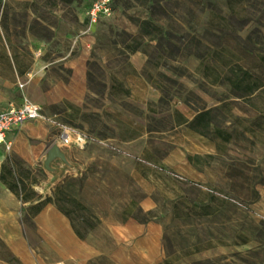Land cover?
Segmentation results:
<instances>
[{"label":"rangeland","instance_id":"374dc122","mask_svg":"<svg viewBox=\"0 0 264 264\" xmlns=\"http://www.w3.org/2000/svg\"><path fill=\"white\" fill-rule=\"evenodd\" d=\"M101 1L0 0V47L55 61L66 83L64 60L87 71L66 89L81 105L46 110L48 145L84 139L62 145L66 161L0 149V264H264V89L241 96L264 83V0H110L92 15ZM208 109L210 126L191 128ZM61 184L85 240L31 208Z\"/></svg>","mask_w":264,"mask_h":264},{"label":"crops","instance_id":"0c3cea01","mask_svg":"<svg viewBox=\"0 0 264 264\" xmlns=\"http://www.w3.org/2000/svg\"><path fill=\"white\" fill-rule=\"evenodd\" d=\"M75 60L72 58L64 60L65 67L71 69L73 73L69 83H66L53 76L49 77L55 61L46 62L42 54L38 56L36 53L33 56L20 48L0 47V110L11 105L19 106L27 100L39 104L42 108V118L26 122L8 135V139L12 142L10 151L21 156L30 164H35L38 159L47 154L48 149L52 146L48 143H54L55 140L53 128L46 121V110L51 105L63 100H67L73 107L82 104V97L68 94L66 91V89L70 91L73 88L76 89L73 83L77 74L81 75L82 90L84 89L86 66H79ZM130 62L136 73L141 75L140 84L146 85L145 90H154L153 84L144 78L141 72L146 64V56L137 52L131 56ZM188 121L185 120V123ZM60 146L62 147V145ZM1 148L4 149V147ZM57 209L52 204L46 205L36 218L38 219L47 211V213L49 212L48 216L62 222L66 235L70 236L73 233L78 238L75 231L71 230L68 218Z\"/></svg>","mask_w":264,"mask_h":264},{"label":"trees","instance_id":"16d2710c","mask_svg":"<svg viewBox=\"0 0 264 264\" xmlns=\"http://www.w3.org/2000/svg\"><path fill=\"white\" fill-rule=\"evenodd\" d=\"M148 23H150L149 20H145L143 22V24H148ZM240 69L244 71L243 73L245 74V76H249L251 78L253 77L247 70H244L242 68H240ZM232 71L234 72V69ZM244 78L245 77H243V78L238 77L234 83L240 87V85L245 82ZM252 79H253V81L251 83L247 82V84L245 85L246 91L243 95H241L242 97L251 96L256 91H258L260 89H264V83H262L257 78L253 77ZM210 114H211V109L203 110V111L199 112L193 120L188 122L189 126L198 132H202L201 130H199L200 127H206L207 128L210 126V120L208 119ZM21 184H23V186L21 188H23V189L26 188V184L24 182H21ZM21 184H20V182H14V183H7V186L9 187L10 190H12L15 194H17V196H19L23 200V202H27V201L32 200L34 197L23 194V192L18 189L19 185L21 186ZM63 188H64V184L59 185L55 190L54 197H47L45 200L37 202L36 204L32 205L31 208L36 209V212H35V215H36L48 203H55L58 206V208L60 209V211L63 212L68 218H70V220L72 221L73 229H74L75 233L77 234V236L80 239L85 240L87 234L83 233L79 228H77V226L74 222V219L72 218V216L70 214L69 209L66 208L65 206L61 205L60 200H58L57 195H58V193L61 192V190H63ZM69 201L73 202L76 205H78L79 207L85 209V206L81 202H79L77 199H75L74 197L69 196Z\"/></svg>","mask_w":264,"mask_h":264},{"label":"built area","instance_id":"2783aa9c","mask_svg":"<svg viewBox=\"0 0 264 264\" xmlns=\"http://www.w3.org/2000/svg\"><path fill=\"white\" fill-rule=\"evenodd\" d=\"M110 0H103L94 5L92 15H97V12H108ZM42 108L39 104L32 101H24L19 106L11 105L4 110H0V147L10 150L12 142L8 139V135L15 129L20 128L26 122L42 118ZM60 145H70L77 143L81 145L84 139L78 136L76 140H72L71 135L66 131L62 133L59 139Z\"/></svg>","mask_w":264,"mask_h":264},{"label":"water","instance_id":"95a60500","mask_svg":"<svg viewBox=\"0 0 264 264\" xmlns=\"http://www.w3.org/2000/svg\"><path fill=\"white\" fill-rule=\"evenodd\" d=\"M60 158L62 160H67L65 152L61 149L58 143L53 144L47 151V157L45 160L46 168L50 169V164L53 160Z\"/></svg>","mask_w":264,"mask_h":264}]
</instances>
